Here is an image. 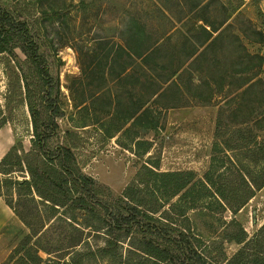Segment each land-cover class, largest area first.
Instances as JSON below:
<instances>
[{
  "label": "rangeland",
  "instance_id": "1",
  "mask_svg": "<svg viewBox=\"0 0 264 264\" xmlns=\"http://www.w3.org/2000/svg\"><path fill=\"white\" fill-rule=\"evenodd\" d=\"M68 5L76 6L68 16L48 15ZM0 8L38 36L50 76L42 81L16 48L26 81L19 85L22 102H12L11 69L0 55V130L11 133L20 156L30 153L34 167L40 156L32 150L30 104L38 129H53L46 148L69 141L67 131L75 135L69 142L76 144L77 165L106 199L122 196L143 166L199 178L212 164L221 178L237 176L228 160L250 174L260 168L251 163L259 160L253 147L226 145L237 130L251 146L252 138L264 141V0H0ZM14 40L13 46L23 44ZM6 168L0 175L3 197L18 209L33 208L26 189L16 184L30 180L25 164ZM33 195L44 215L43 202ZM203 202L209 209L189 210L182 224L217 264L242 248L228 239L239 232L232 220L248 239L264 224V187L236 214L220 210L210 197ZM16 218L0 235V264H15L35 244ZM88 243L93 250L103 246L93 234ZM86 249L83 244L77 251Z\"/></svg>",
  "mask_w": 264,
  "mask_h": 264
},
{
  "label": "trees",
  "instance_id": "2",
  "mask_svg": "<svg viewBox=\"0 0 264 264\" xmlns=\"http://www.w3.org/2000/svg\"><path fill=\"white\" fill-rule=\"evenodd\" d=\"M75 8V5H68L64 10L48 15L68 16ZM14 39H20L23 44L13 46ZM37 39L38 36L31 34L27 24L17 15L0 8V55H5L6 70L11 69L12 102H22L19 85L26 81L22 63L15 54L16 48L25 55L42 81L50 80ZM29 110L34 138L32 150L39 153L40 164L34 167L27 161L30 153L20 156L13 146L0 161V175L9 171L6 167L25 164L30 180L16 184L26 189L29 201L34 203L31 209L26 205L18 209L3 197L0 187V197L29 229L30 238H35V244L25 250L15 264H67L64 259L69 255H74L71 264H82L80 258L83 256L105 258L107 264H217L209 259L206 250L196 246L199 236L183 226L187 212L208 210L210 204L202 201L210 197L220 210L228 208L236 214L256 191L264 187V141L257 142L256 138L253 141L252 138L251 146L247 144L244 131L237 130L231 137L235 138L233 144L226 147L230 150L244 147L254 152L253 147L256 150L259 160L255 158L251 163L260 168L251 174L243 165H232L231 160L228 164L237 174H231L234 178H221L213 164L200 178L191 171L160 172L154 166H143V173H138L122 196L106 199L95 190L93 180L82 175L77 165L73 153L76 144L69 142L75 135L67 131L69 141L46 148L45 143L52 137L53 129L39 130L31 104ZM54 116L57 115L51 113V117ZM53 125L56 129V124ZM33 194L43 202L47 210L44 215L40 214ZM174 198L176 200L172 202ZM232 222L238 225L239 232L228 239L243 245L228 261L220 264H264V224L248 239L239 224L235 220ZM92 234L102 239V247L91 248L88 240ZM83 244L87 251L78 252V247ZM41 254L47 259L43 260Z\"/></svg>",
  "mask_w": 264,
  "mask_h": 264
},
{
  "label": "crops",
  "instance_id": "3",
  "mask_svg": "<svg viewBox=\"0 0 264 264\" xmlns=\"http://www.w3.org/2000/svg\"><path fill=\"white\" fill-rule=\"evenodd\" d=\"M3 131V132H2ZM13 141L11 133L0 130V161L4 155L9 151ZM16 216L12 210L5 204L2 197H0V235L10 225L15 224Z\"/></svg>",
  "mask_w": 264,
  "mask_h": 264
},
{
  "label": "water",
  "instance_id": "4",
  "mask_svg": "<svg viewBox=\"0 0 264 264\" xmlns=\"http://www.w3.org/2000/svg\"><path fill=\"white\" fill-rule=\"evenodd\" d=\"M68 264V263H67Z\"/></svg>",
  "mask_w": 264,
  "mask_h": 264
}]
</instances>
